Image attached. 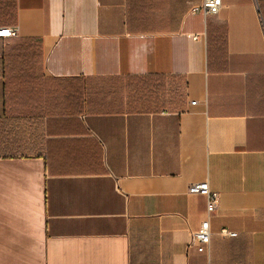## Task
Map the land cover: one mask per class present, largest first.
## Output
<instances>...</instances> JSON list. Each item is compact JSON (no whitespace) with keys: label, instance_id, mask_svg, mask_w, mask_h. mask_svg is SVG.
<instances>
[{"label":"crops","instance_id":"1","mask_svg":"<svg viewBox=\"0 0 264 264\" xmlns=\"http://www.w3.org/2000/svg\"><path fill=\"white\" fill-rule=\"evenodd\" d=\"M202 1L0 0V264H264V0Z\"/></svg>","mask_w":264,"mask_h":264},{"label":"built area","instance_id":"2","mask_svg":"<svg viewBox=\"0 0 264 264\" xmlns=\"http://www.w3.org/2000/svg\"><path fill=\"white\" fill-rule=\"evenodd\" d=\"M221 8V0H203L202 4L194 6L191 9L193 14L203 13L217 14ZM17 34L15 28H0V37H13ZM194 103V102H192ZM187 192L192 195H201L206 198V218L201 221L199 227L194 230L187 245V248H195L202 252L209 247L211 239L210 218L214 215L218 205V194L211 190L208 182L193 183L188 187ZM221 237H235L237 234L226 228H222L219 232Z\"/></svg>","mask_w":264,"mask_h":264}]
</instances>
